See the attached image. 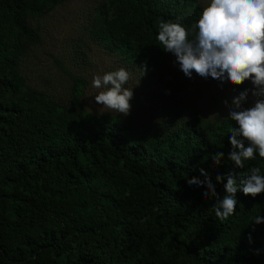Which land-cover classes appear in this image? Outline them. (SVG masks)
Returning a JSON list of instances; mask_svg holds the SVG:
<instances>
[{
  "label": "trees",
  "instance_id": "16d2710c",
  "mask_svg": "<svg viewBox=\"0 0 264 264\" xmlns=\"http://www.w3.org/2000/svg\"><path fill=\"white\" fill-rule=\"evenodd\" d=\"M57 1L0 0V264H264V224L250 225L264 216V195L238 192L235 215L220 222L205 189L186 183L203 180V169L224 194L215 177L234 168L228 114L134 129L115 116L44 114L3 99L23 86L15 41L38 40L27 17ZM201 10L197 0H106L92 36L157 66L158 20L182 15L190 26ZM257 165L264 171L258 154L244 171Z\"/></svg>",
  "mask_w": 264,
  "mask_h": 264
},
{
  "label": "rangeland",
  "instance_id": "374dc122",
  "mask_svg": "<svg viewBox=\"0 0 264 264\" xmlns=\"http://www.w3.org/2000/svg\"><path fill=\"white\" fill-rule=\"evenodd\" d=\"M105 1L59 0L28 16L27 25L37 33L38 40L18 36L15 41L23 86L13 95L4 94L3 99L32 105L44 114H104L134 129L166 128L188 121L194 114L203 122H218L229 112L224 101L231 106L232 97L251 86L246 83L234 91L231 85L221 88L210 77L204 80L194 73L189 79L174 65L175 58L170 53H165L157 66H147L143 75L142 65L92 36ZM197 1L203 6L204 0ZM120 67L130 73L126 87H134L131 113L126 117L104 112L105 109L99 112L100 106L93 102L99 90L91 86L94 74L103 75ZM69 75L82 80L80 91L74 88ZM251 103L249 95L244 105Z\"/></svg>",
  "mask_w": 264,
  "mask_h": 264
},
{
  "label": "clouds",
  "instance_id": "9594fccd",
  "mask_svg": "<svg viewBox=\"0 0 264 264\" xmlns=\"http://www.w3.org/2000/svg\"><path fill=\"white\" fill-rule=\"evenodd\" d=\"M184 19L182 15L159 19L155 39L161 51L174 56V65L185 77L191 79L194 73L204 80L210 77L221 88L231 85L234 91L246 83L251 85L232 97L231 106L224 101L229 108L225 118L233 122L227 135L231 145L227 161L234 165L215 177L223 184L224 194L217 192L216 184L203 169V180L186 179L189 187L205 189L202 198L214 200L211 208L215 218L224 222L236 213L238 192L253 199L264 195L261 167L244 171L246 162L256 160L257 154L264 161V0H204L190 26ZM141 68L145 75L147 65ZM129 79L124 67L93 75L91 86L99 90L93 102L100 106L99 112L105 109L118 116L130 115L134 87H126ZM249 95L252 103L245 107ZM224 155L222 151L211 154L214 165H220ZM235 169L243 171L237 173ZM260 224H264V216L256 215L250 225ZM248 240L252 242L251 233Z\"/></svg>",
  "mask_w": 264,
  "mask_h": 264
}]
</instances>
